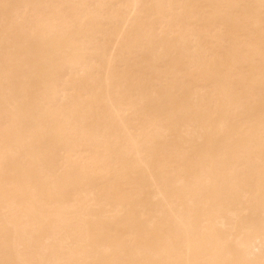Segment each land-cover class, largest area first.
I'll list each match as a JSON object with an SVG mask.
<instances>
[{"label":"bare ground","instance_id":"1","mask_svg":"<svg viewBox=\"0 0 264 264\" xmlns=\"http://www.w3.org/2000/svg\"><path fill=\"white\" fill-rule=\"evenodd\" d=\"M0 264H264V0H0Z\"/></svg>","mask_w":264,"mask_h":264}]
</instances>
